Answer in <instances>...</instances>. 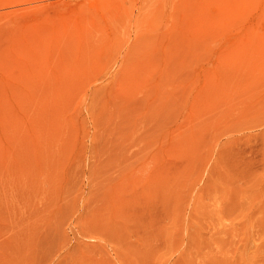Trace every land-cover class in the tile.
<instances>
[{"label":"rangeland","instance_id":"obj_1","mask_svg":"<svg viewBox=\"0 0 264 264\" xmlns=\"http://www.w3.org/2000/svg\"><path fill=\"white\" fill-rule=\"evenodd\" d=\"M0 264H264V0H0Z\"/></svg>","mask_w":264,"mask_h":264},{"label":"bare ground","instance_id":"obj_2","mask_svg":"<svg viewBox=\"0 0 264 264\" xmlns=\"http://www.w3.org/2000/svg\"><path fill=\"white\" fill-rule=\"evenodd\" d=\"M143 1V0H142ZM155 1H157V0H155ZM189 1V0H188ZM145 2V1H144ZM148 2V1H147ZM141 3H143V2H141ZM140 3V4H141ZM156 3V2H155ZM189 3V2H188ZM147 4V3H146ZM142 5V4H141ZM156 5V4H155ZM158 5V4H157ZM156 5V6H157ZM185 5V4H184ZM151 6H153V4L151 5ZM186 6V5H185ZM142 6H140V8H141ZM147 7H149V6H147ZM144 8V7H143ZM151 8H153V7H151ZM186 8V7H185ZM146 9V8H145ZM140 11V10H139ZM142 12H143V9H142ZM144 13H145V11H144ZM146 14H147V12H146ZM141 16V15H140ZM142 16H143V14H142ZM144 16H146V15H144Z\"/></svg>","mask_w":264,"mask_h":264}]
</instances>
